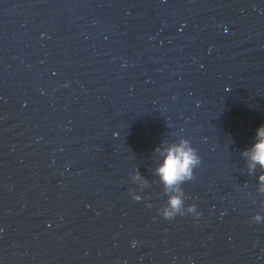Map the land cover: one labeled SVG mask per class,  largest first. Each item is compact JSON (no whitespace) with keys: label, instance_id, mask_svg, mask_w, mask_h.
Listing matches in <instances>:
<instances>
[{"label":"water","instance_id":"water-1","mask_svg":"<svg viewBox=\"0 0 264 264\" xmlns=\"http://www.w3.org/2000/svg\"><path fill=\"white\" fill-rule=\"evenodd\" d=\"M260 124L264 0H0V264H264Z\"/></svg>","mask_w":264,"mask_h":264},{"label":"clouds","instance_id":"clouds-1","mask_svg":"<svg viewBox=\"0 0 264 264\" xmlns=\"http://www.w3.org/2000/svg\"><path fill=\"white\" fill-rule=\"evenodd\" d=\"M157 150L161 152L162 159L155 171L168 193L167 205L162 210H158V215L163 219H170L177 214L183 215L185 207L189 212L194 211L195 205L184 204L183 190L179 185L193 178L192 170L199 162L195 148L187 140L181 139L177 143L168 144ZM242 154L248 158L250 168L259 164L264 169V124L257 126L253 142L243 150ZM136 175L139 176V173ZM258 180L264 189V172L260 174ZM254 218L260 220V213H255Z\"/></svg>","mask_w":264,"mask_h":264}]
</instances>
